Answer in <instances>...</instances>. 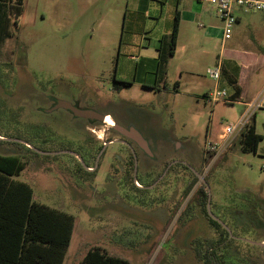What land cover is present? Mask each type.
I'll return each instance as SVG.
<instances>
[{"label": "rangeland", "instance_id": "374dc122", "mask_svg": "<svg viewBox=\"0 0 264 264\" xmlns=\"http://www.w3.org/2000/svg\"><path fill=\"white\" fill-rule=\"evenodd\" d=\"M125 6L126 0H23L19 15L7 12L8 35L0 38V134L8 137H0H56L74 152L77 145L100 140L99 133L107 139L117 136L110 129L103 135L104 123H95L91 134L85 129V118L55 103L66 101L108 112L121 124H131L150 151H134L135 186L150 184L170 166L162 182L139 193L131 185L121 186L120 166L125 163L129 174L132 169L129 153L119 144H102L92 180L77 179L72 173L75 159L66 154L33 167L24 147L3 139L0 154L23 158L26 165L13 178L27 182L37 202L74 217L62 264L76 263L95 245L131 264H202L194 256L192 240L215 234L198 204L201 185L210 196L212 214H232L237 222L234 227L240 236L226 242L225 264H264L261 159L243 150L239 137L218 155L209 156L206 151L208 143L218 142V133L233 122L240 108L203 96L213 81L201 65L181 73L177 70L193 54L208 51L215 59L223 47L250 46L245 42L250 30L242 21L223 38L217 19L213 41L200 40L192 50L179 49L175 57L168 54V36L162 44L159 70H151L146 78L155 88L135 84L115 91L111 81L121 76L119 63L130 53L136 55L141 45L139 33L123 29ZM197 173L200 178L194 180ZM242 193L256 194L257 199L250 197V204L242 205Z\"/></svg>", "mask_w": 264, "mask_h": 264}, {"label": "crops", "instance_id": "0c3cea01", "mask_svg": "<svg viewBox=\"0 0 264 264\" xmlns=\"http://www.w3.org/2000/svg\"><path fill=\"white\" fill-rule=\"evenodd\" d=\"M176 11L178 29L171 56L175 57L179 49L192 50L198 41H213L217 36L218 17L210 4L197 0H126L123 29L139 33L141 45L136 49V55L130 53L127 60L119 63L121 76L117 80L130 81L131 86L138 84L147 90L155 88V83L146 82L147 74L151 70H159V59L164 50L162 44L171 32ZM235 15L237 19L234 25L242 26L243 21L250 30V39L245 37V42L250 43V46L240 45L230 49L223 47L215 59L208 51L193 54L186 64H178L177 70L179 73L194 70L198 65L206 69L220 62L221 77L217 85L231 99V102L225 103H235L240 108L233 122L246 110L248 103L262 100V106L254 110L249 124L254 133L260 136L252 153L261 159L264 176V12L236 10ZM214 84L212 82L203 91L206 99ZM143 85L153 88H145ZM237 137L240 138V134L235 135L230 143Z\"/></svg>", "mask_w": 264, "mask_h": 264}, {"label": "trees", "instance_id": "16d2710c", "mask_svg": "<svg viewBox=\"0 0 264 264\" xmlns=\"http://www.w3.org/2000/svg\"><path fill=\"white\" fill-rule=\"evenodd\" d=\"M22 3L23 0H0V38L8 35L5 30L8 24L7 12L19 15L22 11ZM177 29L178 12L176 11L169 34L168 54L170 56L173 55L175 48ZM114 82L113 90L115 91L129 88L132 84L130 81L117 79ZM143 87L153 88L145 85ZM0 136L8 137L6 134H0ZM239 139L243 150L253 152L260 136L255 134L252 126L248 124L241 132ZM24 141L28 142V139ZM11 143L27 148L21 142L11 141ZM207 155L212 156L211 153ZM69 157L74 159L73 156ZM25 165L26 162L19 154H0V264H62L73 232L74 217L67 212L37 202L33 198L32 187L27 182L13 178L19 175ZM131 169H133L132 160ZM192 177L194 180L197 179L194 174ZM131 187L139 190L134 184H131ZM198 192V204L202 206L204 216L213 229L215 237L194 238L191 243L194 256L202 264H225L226 242L233 241L235 236H240L234 227L237 222L232 214L215 215L229 227L231 231L229 234L217 221L208 216L206 211L208 192L204 185L200 186ZM250 197L252 200L257 199L252 193H242L241 204H250ZM235 203H233L234 208L239 212V206ZM250 208L254 212L253 203ZM74 264L131 263L128 259L111 254L95 245L88 248L83 257Z\"/></svg>", "mask_w": 264, "mask_h": 264}, {"label": "flooded vegetation", "instance_id": "af4514ba", "mask_svg": "<svg viewBox=\"0 0 264 264\" xmlns=\"http://www.w3.org/2000/svg\"><path fill=\"white\" fill-rule=\"evenodd\" d=\"M114 80H115V78H112V81H111V89L112 90H113V85L115 84ZM54 106H56V103ZM87 109L93 110V108H87ZM97 114L104 116V118L101 120H97L96 118H85L87 120L85 129L88 130L92 134V133H95V130L93 127L95 123H99V124L104 123V126L106 128L102 129L103 135H106L107 129L108 130L110 129L111 134L114 133L117 137L112 136V137L107 139V138H104L102 136H98L96 133L98 139H100V140H96V141L94 139L88 140V141H86V144H84V145L83 144L77 145L76 146L77 150L73 152V150L70 148L71 145H69L68 143H65L61 140H57L56 137L55 138L54 137L53 138L52 137H49V138L35 137L34 134H31V137L28 138V142H27L29 144V146H27L25 144L27 148H24L32 156L31 157L32 161L29 164H32V166L35 167L34 165L36 164V162L41 163V162H44V160H47V158H49V157H54V156L66 154L69 156H73L75 159V161H74L75 169L72 171L74 176H76V178L79 180H81V179L92 180L94 173L97 171V168L99 166L100 156L103 152V151H101L103 143H104V145H106V143L122 145L126 149V151L129 153V158H131L132 161H133V157H134V151H136V150H139V152H141V153L142 152L146 153V154L150 153L146 142H145V144H146L147 150L143 149V147H141L140 144L137 142V140H135L133 137L121 134L115 128V126H121V127L127 129L129 126H131V124H128V123L125 125L121 124V122L117 119V117L115 115L110 114L108 112H101V113L97 112ZM108 119L111 120V125H109V126L106 124ZM141 138H142V136H141ZM105 140H107V142H105ZM99 142L101 144H99ZM70 152H73V154ZM33 153H35L37 155H41V156H43V158L42 159L36 158ZM79 165H80V167H79ZM125 165L126 164L124 163L122 166H120V171L123 174V179H124L121 182V184H122L121 186H123V185H129L130 186L131 184H134V185L137 184L138 185V179H137V176H135L133 174V169H132V174H129L127 169H125ZM85 166H86V168H85ZM169 168H170V166H166L159 174H157L154 178H152L150 184L136 186L137 189H139V190H136V189L135 190L138 192V191H142L144 188H155L156 186H158V184L160 182H162V179L164 178L165 174H167V172L169 171ZM82 170H84V172H82ZM70 171H71V169H70ZM147 174H148V172L146 173V175ZM129 176H131V177H129ZM53 195H55V194H53Z\"/></svg>", "mask_w": 264, "mask_h": 264}, {"label": "built area", "instance_id": "2783aa9c", "mask_svg": "<svg viewBox=\"0 0 264 264\" xmlns=\"http://www.w3.org/2000/svg\"><path fill=\"white\" fill-rule=\"evenodd\" d=\"M202 3L210 4L222 23L223 38L229 35L233 30L236 22V10L243 11H260L264 12V0H197ZM206 75L215 83L213 88L207 93V99L210 101L231 102L225 90L220 89L217 85L221 77V65L217 62L215 65L206 68ZM262 106V100H255L247 104L246 110L234 122L227 123L223 126L218 135V142L208 143L206 146L207 153L212 156L223 152L230 144L235 135L241 134L244 128L249 124L255 109Z\"/></svg>", "mask_w": 264, "mask_h": 264}, {"label": "water", "instance_id": "95a60500", "mask_svg": "<svg viewBox=\"0 0 264 264\" xmlns=\"http://www.w3.org/2000/svg\"><path fill=\"white\" fill-rule=\"evenodd\" d=\"M56 106L68 109L73 115H75L77 117L96 118L97 120H101V119L104 118V116L98 115L97 112H95L92 109L78 108V107H75V106H73L72 104H70V103H68L66 101H58L56 103ZM115 128L121 134L133 137L135 140H137V142L140 144V146L143 147V149L147 150L145 141L141 138V135L138 133V131L133 126H129L127 129L123 128L121 126H115ZM0 139L9 140V141L10 140L17 141V142H21V143L26 144L27 146H29V144L26 141L20 140V139L2 138V137H0ZM70 153L73 154V152H70ZM134 163H135V158H134ZM85 168H86V166H85ZM196 176L198 178H200V174L199 173H197ZM201 180L205 184L204 179L201 178ZM209 202H210V196L208 194V198H207V202H206V211H207L208 216L210 218H212L213 220L217 221L223 228H225L228 231L229 234H231V231L229 230V228L217 216L212 214V212L210 211Z\"/></svg>", "mask_w": 264, "mask_h": 264}, {"label": "bare ground", "instance_id": "6f19581e", "mask_svg": "<svg viewBox=\"0 0 264 264\" xmlns=\"http://www.w3.org/2000/svg\"><path fill=\"white\" fill-rule=\"evenodd\" d=\"M106 124L111 125V120L108 119ZM98 136H100V133L98 134Z\"/></svg>", "mask_w": 264, "mask_h": 264}]
</instances>
